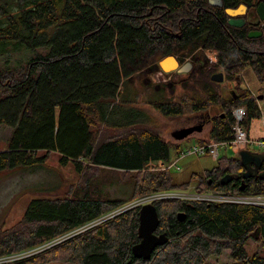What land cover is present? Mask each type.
I'll use <instances>...</instances> for the list:
<instances>
[{
    "label": "trees",
    "instance_id": "obj_1",
    "mask_svg": "<svg viewBox=\"0 0 264 264\" xmlns=\"http://www.w3.org/2000/svg\"><path fill=\"white\" fill-rule=\"evenodd\" d=\"M260 4L264 0H0V57L33 55L25 66L0 70V127L11 130L0 152V173L36 174L57 154L60 166L71 164L78 175L75 185H54L68 188L63 196L33 199L17 224L8 229L0 224V257L56 242L41 256L6 264H205L227 249L232 264H264V256L246 250L249 239L264 244L262 208L154 201L168 242L147 261L131 253L139 241L140 207L115 214L155 193L185 191L193 182L197 194H264V180L258 178L221 185L224 176L243 171L239 157H219L215 168L178 185L170 170L145 166L167 161L170 146L148 128L152 121L140 108L145 102L164 118L194 113L207 122L210 108H218L207 139L198 144L229 142L231 111L237 107L246 110L247 130L259 117L264 85L255 97L236 75L249 67L264 77V21L250 25L245 14L228 11H250ZM251 32L261 36L250 38ZM207 50L217 52L216 64L208 63ZM167 57L180 65L193 62L182 80L169 87L180 86L184 96L175 102L160 91L168 84L153 85L151 94L134 93L132 77L160 70L156 59ZM221 72L226 80L239 81L227 96L222 84L211 80ZM109 130L116 135L108 137ZM103 218L108 219L103 225L71 235Z\"/></svg>",
    "mask_w": 264,
    "mask_h": 264
},
{
    "label": "rangeland",
    "instance_id": "obj_2",
    "mask_svg": "<svg viewBox=\"0 0 264 264\" xmlns=\"http://www.w3.org/2000/svg\"><path fill=\"white\" fill-rule=\"evenodd\" d=\"M246 21L255 23L257 19L256 12L253 11H245ZM260 33V32H259ZM47 51V50H46ZM205 52V51H204ZM205 54V53H204ZM31 52L25 51L19 54H9L3 57H0V70H12L16 69L20 66H25L27 61L30 57H32ZM206 58V57H205ZM163 58H157L156 62L162 61ZM170 62L164 63L165 68L170 67ZM190 60H185L183 64H178L177 67L170 68L165 72L156 68L155 72L150 73L145 71L146 73H138L132 77V82L130 83L134 93L136 91L142 92L149 90L148 94H151V89L153 85H166L168 84L167 88H161L160 91H164L166 95H173L172 98H175V102L179 101V97H183L184 93L180 86H176L173 91L170 89V85L175 83V81L182 80L183 74L178 73V69L185 65V64H192ZM209 63V62H208ZM210 64V63H209ZM180 66V67H179ZM192 67V65H191ZM175 68V69H174ZM190 71V70H189ZM188 71V72H189ZM223 74V72H221ZM224 77V75H223ZM236 78H239L240 83L242 86L248 89L253 96H258L261 94V86L264 85V77H257L251 68H245L240 74L236 75ZM223 78V82H224ZM262 79V80H260ZM221 83L222 87H225L224 93L229 94L230 91L234 90L239 81L238 80H226L225 83ZM223 94V91H222ZM262 97V96H261ZM140 108L143 109L146 113V116L151 119L150 125L148 128L154 130L159 137L169 144L170 146V163L174 162L176 159V149L179 148L180 150H185L188 147L194 146L198 144V142L206 140L208 136V132L211 126V119L214 115L219 112V109L216 107H211L209 110V122L205 119L198 118L199 114L194 113H186L184 116L179 118H164L160 114L156 113L152 110L150 106H148L145 102L141 103ZM201 126V130H195L193 133L189 134L183 141H178L172 135L176 133L178 130L181 131L185 128L190 127H199ZM264 128V127H262ZM178 131V132H179ZM115 130L108 131V137H114L116 135ZM11 134V130L6 127H0V152H3L7 148V141ZM231 141V140H230ZM229 141V142H230ZM214 142V141H213ZM228 143V142H227ZM218 144V143H217ZM224 144V143H221ZM220 145V144H219ZM251 152L256 153H264V151L257 150L255 148H250ZM219 155L220 157H239L238 152L234 153L231 150L220 147L219 148ZM145 166H155V167H162V166H169L167 162L156 161L152 160ZM217 166V162L213 160L209 156H202V157H187L177 161L176 168H170V173L173 177V184H183L189 181V178L192 174L202 175L204 171H210ZM78 181V175L74 171L73 166L71 164H67L65 167L60 166L59 164V156L57 154H51L49 160L47 162L46 168L36 174H26L24 175L21 171H5L0 173V224L3 223V228L8 229L13 225L17 224L27 205L31 202V200L40 198V197H58L63 196V193L66 192L67 189L62 188H54V185H60L61 183H66L69 185H75ZM61 184V185H62ZM64 185V184H63ZM198 186V185H197ZM195 182L187 188L185 191H178L182 189H173L171 191H163L161 194L170 195L174 199H181V200H194V201H203L202 197L208 195V192L213 191H204L201 194H197ZM54 188V191L50 192H43L49 191L50 189ZM61 187V186H60ZM45 188V189H44ZM107 191L109 193L113 191V188H109ZM158 194V193H155ZM151 196V195H150ZM150 196H146L147 198ZM144 197V198H146ZM172 199V198H170ZM162 200H169L168 198H163ZM135 202V201H134ZM212 203V202H211ZM124 207H132V203L125 205ZM122 212H125L121 209ZM108 221L100 219L98 221L93 222L92 224L88 225L87 227L74 231L71 235L75 237L76 234L83 232L84 230L91 228L93 226H98V222H106ZM103 225V224H101ZM99 225V226H101ZM71 236V237H72ZM64 241V240H62ZM56 242L47 244L45 246H41L36 253L24 252L21 254H14L9 257H15V259L11 262L18 261L20 259L27 258L29 256H41L47 252H50L52 249V245ZM60 244V243H59ZM55 246V245H54ZM53 250V249H52ZM246 250L249 254L257 253L260 256H264V244L262 242H258L257 239L252 238L249 239L246 243ZM230 250H223L217 256H209L205 262V264H232L230 258ZM59 255V254H58ZM7 258L6 256L0 257L1 259ZM10 263V262H8ZM6 264V263H4ZM46 264V263H45ZM48 264H69L64 263V261H56L50 262ZM236 264H242L241 262H237Z\"/></svg>",
    "mask_w": 264,
    "mask_h": 264
},
{
    "label": "water",
    "instance_id": "obj_3",
    "mask_svg": "<svg viewBox=\"0 0 264 264\" xmlns=\"http://www.w3.org/2000/svg\"><path fill=\"white\" fill-rule=\"evenodd\" d=\"M255 11L257 14V19L255 23L249 22L250 25L256 26L259 22L264 21V5L260 4L256 9H252L251 11ZM229 15H243L245 14V10L240 8L236 11H228ZM261 36L259 32H251L249 34L250 38H258ZM170 62V67L165 68L164 63ZM177 67V61L173 57H167L159 62V68L162 71H166L170 68ZM180 67V66H179ZM174 68V69H175ZM191 69L190 64H185L178 69L179 74H185ZM211 80L215 83L221 84L223 82V74L218 73L211 77ZM225 87H222L223 96H227L228 94L224 93ZM262 99V97H259ZM195 130L200 131L201 126L199 127H190L185 128L181 131H177L172 136L177 140H181L186 138L189 134L193 133ZM239 161L241 167L243 168V172L239 175H226L221 178V185H227L232 181H237L242 179L243 181L258 178L259 180H264V153H256L251 152L249 150H241L238 153ZM240 190H243V187H240ZM139 216H138V229L137 234L140 239V242L134 245L131 248L132 256L135 259H141L143 261H147L150 259L153 251L160 246H163L167 243L168 239L163 234L160 236H155L153 232L158 226V214L156 208L152 204L143 205L140 207ZM177 218L181 221L183 220V215L178 214Z\"/></svg>",
    "mask_w": 264,
    "mask_h": 264
},
{
    "label": "built area",
    "instance_id": "obj_4",
    "mask_svg": "<svg viewBox=\"0 0 264 264\" xmlns=\"http://www.w3.org/2000/svg\"><path fill=\"white\" fill-rule=\"evenodd\" d=\"M207 61L210 64H216L217 62V52L215 50H207L204 52ZM233 117V126L232 132L233 137L230 142L224 144H217L213 141H209L207 144H196L194 146L188 147L185 150H180L176 154V159L174 162H168L169 166H162L161 170H170V168L175 167L178 160L187 158V157H202L209 156L213 160H217L219 155V148L224 147L231 150L234 153H239L241 150H250V148H255L260 151H264V135L262 137L253 138L250 134V131L244 128V118L246 115V110L244 107H237L231 111ZM261 123V126L264 127V109L260 110L259 118L256 120ZM208 195L202 197V200L209 203H226V204H237V205H247L254 206L264 209V194L261 196H253L249 194H238L232 193L230 191H217V192H208ZM174 197V196H173ZM170 195H164L161 193L153 194L150 197L141 198L132 203V207L141 206L145 204H152L154 201L162 200L163 198H172ZM124 211L130 209L129 207L121 208ZM122 210L116 211L115 214L121 213ZM31 254L36 253L37 250L28 251ZM15 257H7L0 260V264L11 262Z\"/></svg>",
    "mask_w": 264,
    "mask_h": 264
},
{
    "label": "crops",
    "instance_id": "obj_5",
    "mask_svg": "<svg viewBox=\"0 0 264 264\" xmlns=\"http://www.w3.org/2000/svg\"><path fill=\"white\" fill-rule=\"evenodd\" d=\"M261 90V89H260ZM258 106H259V112L260 110L264 109V100L258 98ZM259 118V117H258ZM258 118L254 119L251 121L250 126L248 128V130L250 131V134L253 138H258V137H262L264 135V128H262L261 123L258 121H256ZM187 138L178 140V141H183ZM179 150V148L176 149V154L177 151ZM233 157V156H232ZM171 161V157H169V159L165 162H170Z\"/></svg>",
    "mask_w": 264,
    "mask_h": 264
},
{
    "label": "flooded vegetation",
    "instance_id": "obj_6",
    "mask_svg": "<svg viewBox=\"0 0 264 264\" xmlns=\"http://www.w3.org/2000/svg\"><path fill=\"white\" fill-rule=\"evenodd\" d=\"M243 172V171H242ZM241 172V173H242ZM239 175V174H238ZM252 179V178H251ZM240 180V182H244L242 179H239ZM239 180H237V181H239ZM249 180V179H248ZM153 205V204H152ZM142 206V205H141ZM141 206H135V207H141ZM134 208V207H133ZM141 209V208H140ZM140 209L138 210V214H139V211H140ZM101 224H103L102 222H98L97 223V225L99 226V225H101ZM160 223H158V226H157V228L155 229V231L153 232V234L155 235V236H160V235H165L166 236V234L165 233H161L160 232ZM167 237V236H166ZM167 239H168V237H167ZM140 242V239H139V241L137 242V243H139ZM168 242V241H167ZM161 247V246H160ZM158 248V247H157Z\"/></svg>",
    "mask_w": 264,
    "mask_h": 264
},
{
    "label": "bare ground",
    "instance_id": "obj_7",
    "mask_svg": "<svg viewBox=\"0 0 264 264\" xmlns=\"http://www.w3.org/2000/svg\"><path fill=\"white\" fill-rule=\"evenodd\" d=\"M164 171V170H163ZM225 186V185H224ZM203 202V201H202ZM133 203V202H132ZM219 204V203H218ZM145 205H147V204H145ZM143 206V205H142ZM123 208H126V207H123ZM120 209V208H119Z\"/></svg>",
    "mask_w": 264,
    "mask_h": 264
}]
</instances>
